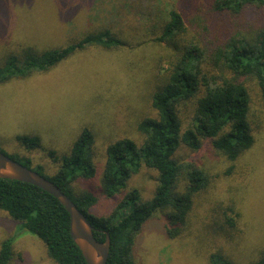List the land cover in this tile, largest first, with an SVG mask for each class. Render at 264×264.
<instances>
[{
	"label": "rangeland",
	"instance_id": "1",
	"mask_svg": "<svg viewBox=\"0 0 264 264\" xmlns=\"http://www.w3.org/2000/svg\"><path fill=\"white\" fill-rule=\"evenodd\" d=\"M211 6L212 0H0V60L28 46L63 48L103 28L126 42L110 48L86 45L48 71L0 83V150L28 157L33 166L42 165L47 175H54L61 159L88 130L94 137L91 156L96 175L78 178L73 186L99 197L91 212L109 215L132 190L143 199L152 198L159 174L146 166L114 197L107 196L106 151L120 139L141 144L144 134L139 123L158 116L153 94L167 82L180 57L174 45L156 40L169 12L179 9L189 20L206 23ZM262 12L247 15V23L260 25ZM252 94L256 141L239 159L229 160L205 139L198 150L182 145L176 151L174 158L180 164L197 165L209 174L210 186L195 195L180 236L165 233L162 213L145 225L134 246L137 264H210L209 254L215 251L242 264L257 260L264 249V100L256 89ZM190 113L184 105L185 120ZM20 137L36 141L37 146L28 148ZM184 189L185 181L180 180L178 191ZM9 237H15L9 264H58L38 236L22 230L18 221L0 210V247Z\"/></svg>",
	"mask_w": 264,
	"mask_h": 264
},
{
	"label": "trees",
	"instance_id": "2",
	"mask_svg": "<svg viewBox=\"0 0 264 264\" xmlns=\"http://www.w3.org/2000/svg\"><path fill=\"white\" fill-rule=\"evenodd\" d=\"M211 10L206 23L198 18L189 20L179 9L169 12V20L156 40L174 45L180 57L172 65L167 82L153 94L152 104L158 116L146 117L139 123L144 134L141 144L125 138L109 145L106 151L103 187L107 196L114 197L133 174L146 166L159 174L152 198L143 199L132 190L109 215L96 216L91 212L99 197L92 192H78L73 186L78 178L96 175L91 156L94 137L88 130L61 159V167L54 175H47L42 165L33 166L28 157L11 156L61 188L88 217L99 241L110 235L112 247L107 264H137V237L160 213L164 214V231L169 237L182 234L195 195L211 183L204 169L175 160L182 145L198 150L204 139L211 140L219 153L236 161L256 141L251 121L252 93L256 89L264 100V19L257 25L248 24L245 17L261 15L264 0H212ZM86 45L110 48L126 42L110 28H103L63 48L37 50L28 46L9 52L0 60V83L34 71H48ZM184 105L191 110L186 120L181 115ZM20 139L30 149L37 146L27 137ZM180 180L185 181L181 192ZM0 210L18 221L22 230L38 236L58 264H88L71 235L67 208L49 192L27 182L0 178ZM239 216L237 212L236 217ZM230 221V226H234L235 220ZM14 240L9 237L2 242L0 264H9ZM209 263L242 264L221 251L211 252ZM244 264H264V249L257 260Z\"/></svg>",
	"mask_w": 264,
	"mask_h": 264
},
{
	"label": "water",
	"instance_id": "3",
	"mask_svg": "<svg viewBox=\"0 0 264 264\" xmlns=\"http://www.w3.org/2000/svg\"><path fill=\"white\" fill-rule=\"evenodd\" d=\"M0 178L18 180L36 185L56 197L68 210L71 223L70 232L81 249L88 264H107L112 247L109 234L105 241H99L94 235V226L76 203L53 181L38 171L25 166L0 150Z\"/></svg>",
	"mask_w": 264,
	"mask_h": 264
}]
</instances>
